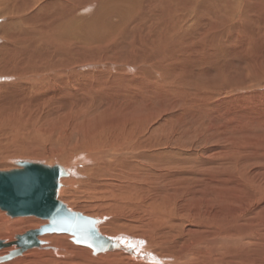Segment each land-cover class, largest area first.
Masks as SVG:
<instances>
[{
	"label": "bare ground",
	"instance_id": "1",
	"mask_svg": "<svg viewBox=\"0 0 264 264\" xmlns=\"http://www.w3.org/2000/svg\"><path fill=\"white\" fill-rule=\"evenodd\" d=\"M255 1L260 2L259 6L262 7L260 13L263 19L259 18L263 24L264 0ZM216 2L227 7L231 3L228 0H0V76L10 81L0 83V98H14L17 105H23L21 110L19 107L12 110L14 114L7 113L11 109L1 112L0 135L9 130L17 132L23 125L49 124L57 120L52 125L56 130L54 132H61L65 136L63 143H68L72 130L83 136L84 129L89 128L82 144L78 141L77 148L92 152V174L90 181H85L83 186L85 189L92 186L93 192L97 188L111 187L114 181H131L130 184H133L136 176L150 179V173L156 171L175 183L177 193H186L189 198L185 199L197 201V206L203 200L201 197L205 193L210 194L211 190L224 192L228 196V181H223L222 185H215V181H180V173L166 168V165L169 166L168 158L161 149L164 141L156 135L161 131L153 128L150 119L151 105L164 101L167 96L188 104L189 110L208 107L216 98V85L210 80L196 82V78H208L215 72L223 76L228 68V58L234 59L242 51H247L244 60L249 63L243 84L246 81L253 83L264 80V74L260 75L264 59H261L258 51L264 47L259 46L252 29L243 31V40L239 33L242 27L238 24L230 27L232 38L244 43V47L240 46L241 51L237 52L233 50V45L228 47L227 40L222 41L223 36L229 39L227 31L216 27L205 31L206 25L211 26L223 12L215 6ZM245 2L239 0L238 4L244 9ZM93 6L94 14L86 17L88 9ZM246 13L231 10L229 16L232 21L237 19L242 22ZM263 31L259 33L264 34ZM202 33L203 43L201 40L197 45L195 39ZM261 34L256 35L260 38ZM123 49H126L125 53ZM176 56L185 59L179 61ZM216 63H219L218 68ZM174 75H181L177 82L186 86L172 85L170 82L174 80L171 79ZM188 85L190 89H187ZM228 90L236 92L233 87ZM261 93L257 91V94ZM140 106H144L148 112L137 109ZM97 120L102 123L98 124L95 122ZM54 132H38L34 141L52 138ZM8 148L6 150L5 147V150L8 151ZM261 159L264 160L263 157ZM13 162L38 163L28 158H14ZM80 162L69 164L73 167L69 168L70 172L58 166L64 169L65 176L79 175L74 167ZM62 179L60 184H63ZM107 188L103 189L106 192L104 197L106 194L109 197ZM66 192L59 189L58 195L64 196ZM200 193L202 195L197 197ZM256 194L252 193V199L251 195H244L246 199L249 198V205L252 200L255 202ZM161 195L148 199L139 195L135 206L155 211L156 219L166 220V224L180 221L184 210L177 196L172 201L168 198L169 201L162 202L159 199ZM245 198H239L238 202ZM103 201L99 203L101 206L111 208L112 203ZM62 203L72 212L96 219L100 234L109 239V247L95 250L85 246L83 249L70 245L71 237L65 234L44 235L40 237L42 245L28 249L19 256L12 255L17 250L16 245L0 249V264H31L36 260L47 264H65L70 261L59 259L60 254H72L71 259L78 263L83 261L81 264H96L101 260L109 263L115 260L122 264L127 261V264L174 263L172 258H160L150 253L153 248L151 240L132 238L125 231L119 233L111 230L109 226L116 222L110 217L108 220L107 211H99L97 216H92L90 213L94 212L88 205L77 204L69 198L67 205ZM199 207L191 208L188 212L201 215ZM259 214L258 207L248 206L240 214H233L235 216L230 218L229 228L225 212L220 216L210 215L205 221L195 223L196 238L192 237L190 231L185 234L183 231V235L170 245L163 239L161 231L160 234L156 233L155 239L159 246L173 254L179 264H264V240L249 236L254 230L264 231V221L256 219ZM25 217L29 218L21 219V223L24 221L34 227L31 230L41 228V225H37L42 221L44 225L50 223L35 216ZM142 223H138L140 227L148 224ZM176 226L173 224V227ZM132 231L128 229L127 232ZM24 234L16 235L13 240V237L0 238V241L15 243ZM229 234H233L232 238ZM251 246L259 247L253 250Z\"/></svg>",
	"mask_w": 264,
	"mask_h": 264
},
{
	"label": "rangeland",
	"instance_id": "2",
	"mask_svg": "<svg viewBox=\"0 0 264 264\" xmlns=\"http://www.w3.org/2000/svg\"><path fill=\"white\" fill-rule=\"evenodd\" d=\"M228 1L231 2L228 7L226 4H217L216 2L217 5L215 6L218 8V10H221L223 12L221 13V15H219V18H216V22H212L211 26L209 24L206 25L205 31L207 32L213 27L227 31L229 39H226V37L223 36L224 39L222 37V41L227 40L228 47L233 45L235 47L233 50L237 52L241 51V45L242 47H244V43L241 42L245 39V36H242V34L244 35L243 31H250V29H252L253 32H255L253 35L258 39L259 46L264 47V34L259 33V31L264 30V23L262 24V20H260L262 16V14L260 13L262 12V7L259 6L260 2H257L255 0H246L247 3H250L247 4L245 2V8L243 9V7L241 8L238 4L239 0ZM233 1H235L236 3ZM94 8L95 7L93 6L88 9L86 17H91L94 14ZM231 10L235 12H240L241 10L247 13L245 16H243L242 22L237 19L232 21V17L229 16ZM1 22L2 21H0V23ZM236 24H238L239 27H242L239 33L243 40H239L238 38L233 39L231 36L232 32L230 30V27H233ZM262 33H264V31ZM256 34H261L260 38L257 37ZM203 35L204 34L202 33L199 36L200 39H195L197 45L201 40L203 43ZM0 37L2 36L0 35ZM1 44L2 42H0V45ZM125 51L126 49H123V53H125ZM258 51H260L259 54L261 55V59H264V48L262 50L258 49ZM246 53L247 51H242L240 52V55H243L242 57H240V55H236V58L233 57L234 59L228 58V62L230 65L228 64V68L223 72V76H225L224 78L220 74V72H215L214 75H211L208 78H196V82H199L201 80L200 83H204L206 82L204 80H210L214 81L216 85V98L214 99V101L210 102L208 107H199L195 110H189L190 107L188 104L181 102L178 99H173V97L167 96L164 101H158L159 103L155 102L153 105H151L152 108L150 110V119L153 128L161 131L156 135L158 136V138L161 137L160 139H163L164 141L163 147L161 146L162 148H160L168 158L167 163L169 166L166 165L165 167L171 168L180 173V181H215V185H222L223 181H228V196H225L224 192L211 190V192H209L210 194L205 193L201 197L203 198V200L202 202H200L199 207L197 206L199 204L197 201H189L185 199L186 197L189 198L186 193H177V189L174 185L175 183L171 182L166 177L159 175V173L156 171L150 173V179L147 178V176L143 178L136 176L135 182H132L133 184H130L131 181H118L119 183L114 181L111 187L109 186L108 188H103L104 190H106L105 188L108 189V193L110 192L108 194L109 197L107 196V194L106 197H104V194L106 192L103 189L99 190V188H97L94 192L93 190H91V188H93L92 186L89 188L86 187L85 189L83 183L85 181H90L89 179L91 177L93 169V165H91L92 152L78 149L77 143L79 141L82 144V139L84 138V135L89 132V128L84 129L85 133L81 132L84 134L83 136L82 134L79 135L75 130H72L73 132L71 131V134H69L68 143H63V140H65V136L63 134H60L61 132L55 133L54 131L56 130L52 126L57 122V120L50 123L48 122L50 125L27 124V126L23 125L22 128L17 129V132L15 130H9L6 134L2 133L0 135V172L21 169L22 166H20V163L13 162L14 158L15 160L17 158H28V160L30 161H38V163H44L43 165L49 167H54L56 166V164L61 165L62 167L68 169L69 172V168L73 169V167L69 166V164H72L76 161L80 162L81 160L80 164L74 167L75 172H77V174L79 175L70 174L69 176L63 177V184H61L62 186L60 190L62 192L64 191V193L65 191L67 192L64 196L58 195V199H62L63 201H61L66 205V200L68 198L75 200L77 204L88 205L94 212L90 213V215L92 216L93 214L97 216V213L99 211H101L102 213H106L107 211L106 217H110L111 219H113L112 221L116 222L114 225L109 226L111 230L117 231L119 233H123L125 231L124 233H127L132 238L145 237L149 241H152L153 248L151 252L149 251L150 253L157 255L160 258H172V260H175L172 264H179L178 261L174 259L173 254L170 255L168 251L159 246L160 244L155 239L156 233L160 234V232L162 231L163 239L167 240L168 244L170 245H172L171 242L174 239L177 240L181 237V235L187 233L188 231L192 233L193 238H196V234H194V230L196 228L194 225L197 221H205L206 217H210V215H213L215 217L217 215L220 216L225 212V219H227L228 221L229 228L230 218L235 216L233 214H240L242 211H245L248 206H252L253 208L258 207V213L260 214L256 219L264 221V160L261 159L262 157L264 158V80L261 81L263 84H261V82L259 81H254L253 83L246 81L245 85L243 84L244 75L247 72L249 66V63L244 60V55ZM176 58L179 61L185 59L184 57L179 56H176ZM244 63L247 64L244 66ZM261 64L262 66L260 68H262L261 70L263 73L260 72V75H263L264 61ZM216 65L218 68L219 63H216ZM169 67H171V65L167 68ZM198 73L199 72H197V74ZM175 75L171 77V79L174 78V80L170 83L172 85L185 87V84L177 82L178 78L181 75H178L176 77ZM143 76H145V74ZM0 77V83L10 82L6 78H3L2 75ZM250 83L253 85H251ZM230 87L236 89V92L229 91L228 89H230ZM188 88L190 89V85H188L187 89ZM240 88H242V90H239ZM257 91H259V93H262L257 94ZM14 100V98L6 99V97H1L0 114L1 112H4L8 109H11V111L7 113L14 114L15 112L12 110L17 109L18 107L20 108H18L19 110L23 108V105H17L16 101ZM137 109L142 110L141 112L143 113L148 112V110L144 106H140ZM95 122H97L98 124L102 123L98 120ZM28 126H31V128ZM136 127L138 128L137 125ZM38 132L45 134L54 132V136L46 140L44 139V142H36L34 141V139L37 136ZM58 137H60L61 139L59 140ZM5 147L6 150L7 147H9L8 151L5 150ZM95 166L98 165L95 164ZM239 181H244V183H241ZM74 183L77 184L73 186L72 184ZM70 185H72L73 188ZM122 185L126 188L124 189ZM133 187H135V190ZM74 188H76V190H73ZM253 192L257 193L256 199L253 198L255 199L256 203L252 200V203L249 205V198L246 199L244 195H251L252 199ZM161 193L162 195L159 199L162 202L169 201L176 198L177 196L179 202L181 203V207L184 210L182 211L184 214L182 217H180V221H177L176 223L167 222L166 224V220L158 221V219H156L157 216L154 215L155 211L142 208L141 206V209H138V207L135 206V202L140 199L139 197L141 195L144 196V199H148L150 197L158 198ZM130 194L132 197L130 196ZM170 195L171 197H168ZM197 195V197H200L202 193H200V195ZM168 198L169 200H167ZM239 198L245 199L241 200V202H238ZM103 200L105 202L112 203L111 208L101 206L99 203H101ZM98 205L99 208H96ZM195 207L200 208V210L202 211L201 215L195 216L194 214L188 212V210ZM114 208H116L118 212H116ZM74 209L75 208H73V210ZM90 215L88 214V216ZM27 218L29 217H12L8 215L7 212L0 209V238L8 239V237H13V240L16 235L26 233L27 231L34 228L31 225L24 223V221L23 223H21L22 220H26ZM110 218L108 220H110ZM119 218L121 219L120 221ZM36 219L40 220L39 217H36ZM134 220H136V223L134 222ZM137 221H143V225H146V223L148 224L144 227H140V225L138 224L139 222ZM44 224L45 222L42 221L37 226L41 227ZM99 224L98 226H100ZM149 224H152L151 227L149 226ZM173 224L177 226L173 227ZM128 229L129 231H133L129 233L127 232ZM52 235L64 234L52 233L46 234L45 236ZM65 235L71 237L69 243L70 245L85 249V246L76 244L74 242V236L69 234ZM229 236L230 238H232L233 234H229ZM249 236L254 239L264 240V231L257 229L250 233ZM258 247L259 246H251L250 248L253 250H257ZM115 250L119 251L118 249ZM71 256L73 255L71 254ZM71 256L67 254H60L59 259H62L64 262L70 259V261L66 262L65 264H77L78 262L71 259ZM81 262L83 263V261ZM81 262H79L78 264H81ZM106 262L107 261L101 260L96 264L113 263L111 261L110 263L109 261L107 263ZM127 262L129 263V261ZM127 262L123 264H127ZM40 263L47 264L42 262V260L31 262V264ZM50 264H53V262ZM54 264L56 263L54 262ZM113 264L122 263H116V261L114 260Z\"/></svg>",
	"mask_w": 264,
	"mask_h": 264
},
{
	"label": "water",
	"instance_id": "3",
	"mask_svg": "<svg viewBox=\"0 0 264 264\" xmlns=\"http://www.w3.org/2000/svg\"><path fill=\"white\" fill-rule=\"evenodd\" d=\"M21 169L0 172V209L12 217L35 216L50 223L19 236L15 243L0 241V249L16 245L12 255L43 244L40 237L63 233L74 236V242L95 250H103L109 239L97 229V220L70 211L60 200L58 190L65 171L60 166L21 162ZM108 242V243H107Z\"/></svg>",
	"mask_w": 264,
	"mask_h": 264
}]
</instances>
